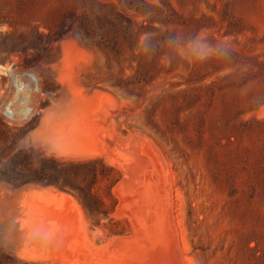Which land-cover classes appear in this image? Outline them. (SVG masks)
<instances>
[{
	"label": "rangeland",
	"instance_id": "obj_1",
	"mask_svg": "<svg viewBox=\"0 0 264 264\" xmlns=\"http://www.w3.org/2000/svg\"><path fill=\"white\" fill-rule=\"evenodd\" d=\"M0 214V264H264V0H0Z\"/></svg>",
	"mask_w": 264,
	"mask_h": 264
},
{
	"label": "clouds",
	"instance_id": "obj_2",
	"mask_svg": "<svg viewBox=\"0 0 264 264\" xmlns=\"http://www.w3.org/2000/svg\"><path fill=\"white\" fill-rule=\"evenodd\" d=\"M143 38L145 41H148L151 39V36L150 34H145ZM180 39L181 37L179 36L172 37V42L176 43ZM187 48H188V51L193 56L199 59H206L213 55H218V56L230 55V49L225 43L218 42L216 44H212L208 41L207 37H204L199 34L193 37L189 41ZM144 50L146 53L150 51L147 43H145L144 45ZM0 225H5L6 231L8 233L15 231V229L13 228V225H15V217L10 216L8 214H0ZM5 244H6V241L4 240V238L0 237V247H4Z\"/></svg>",
	"mask_w": 264,
	"mask_h": 264
},
{
	"label": "trees",
	"instance_id": "obj_3",
	"mask_svg": "<svg viewBox=\"0 0 264 264\" xmlns=\"http://www.w3.org/2000/svg\"><path fill=\"white\" fill-rule=\"evenodd\" d=\"M91 175L95 178L96 177V172L94 170L91 171ZM83 207L85 208L86 211H90V203L88 202V198H93L96 202L99 201L98 195L95 193H92L90 189L84 190L83 194L78 195Z\"/></svg>",
	"mask_w": 264,
	"mask_h": 264
},
{
	"label": "bare ground",
	"instance_id": "obj_4",
	"mask_svg": "<svg viewBox=\"0 0 264 264\" xmlns=\"http://www.w3.org/2000/svg\"><path fill=\"white\" fill-rule=\"evenodd\" d=\"M135 140V139H134ZM139 147H140V145H139ZM138 148V147H137ZM140 150V149H139ZM128 158V157H127ZM132 162V161H131ZM141 163V162H140ZM143 164V163H142ZM138 165V164H137ZM144 168V167H143ZM150 168V167H149ZM131 169V168H130ZM131 174V173H130ZM131 179V178H130ZM142 179V178H141ZM140 180V179H139ZM144 182H145V180H144ZM148 182V181H147ZM128 183V182H127ZM141 183V182H140ZM121 184V183H120ZM143 185V184H142ZM127 186V185H126ZM122 187V186H121ZM162 188V187H161ZM130 189V188H129ZM121 192V191H120ZM127 193V192H126ZM130 194V193H129ZM137 205V204H136ZM142 206V205H141ZM140 206V207H141ZM122 208V207H121ZM153 211V210H152ZM139 212V211H138ZM135 213V212H134ZM136 214V213H135ZM155 217H157V216H155ZM153 218H154V216H153ZM133 220V219H132ZM138 221V220H137ZM154 221H155V219H154ZM143 223V222H142ZM150 223V222H149ZM145 224H147V223H145ZM144 225V224H143ZM148 225V224H147ZM152 225V224H151ZM142 228V227H141ZM152 228V227H151ZM147 230V229H146ZM147 231H152L151 229L150 230H147ZM148 233H150V232H148ZM154 233V232H153ZM147 235H149V234H147ZM152 235V234H151ZM164 235V234H163ZM142 236H144V235H142ZM141 236V237H142ZM161 237V236H160ZM151 238V237H150ZM155 238H156V236H155ZM154 239V238H153ZM150 241V240H149ZM168 242V241H167ZM130 244V243H129ZM133 244V243H132ZM131 244V245H132ZM138 244V243H137ZM136 243H135V245H137ZM150 244H152V241H151V243ZM163 244V243H162ZM130 245V246H131ZM171 246V245H170ZM127 247H128V245H127ZM133 247H134V245H133ZM136 247V246H135ZM153 247V246H152ZM126 248V247H125ZM131 248V247H130ZM129 248V249H130ZM156 248V247H155ZM116 249V248H115ZM126 249H128V248H126ZM159 249H160V247H159ZM125 250V249H124ZM131 250V249H130ZM130 250H127V251H130ZM136 250V249H135ZM144 249H142V251H143ZM126 251V250H125ZM116 252V251H115ZM126 253V252H125ZM129 253V252H128ZM143 253V252H142ZM117 254V253H116ZM126 255V254H125ZM108 256H109V254H108ZM117 257V256H116ZM110 258V257H109ZM118 258V257H117ZM162 258V257H161ZM163 262V261H162ZM148 264H159L158 262L157 263H155V261L153 260V262L151 261V263L149 262Z\"/></svg>",
	"mask_w": 264,
	"mask_h": 264
}]
</instances>
